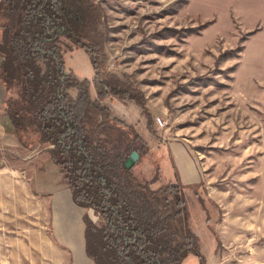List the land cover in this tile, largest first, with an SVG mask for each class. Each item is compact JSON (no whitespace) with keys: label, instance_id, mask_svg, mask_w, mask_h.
I'll return each mask as SVG.
<instances>
[{"label":"rangeland","instance_id":"obj_1","mask_svg":"<svg viewBox=\"0 0 264 264\" xmlns=\"http://www.w3.org/2000/svg\"><path fill=\"white\" fill-rule=\"evenodd\" d=\"M97 1L107 68L143 92L151 115L149 128L137 105L104 101L151 147L135 172L159 166L153 188L182 184L205 264H264V0ZM71 48L67 69L91 79L88 56ZM23 138L0 105V264H92L60 245V215L80 228V210L54 205L66 191L58 169L46 145ZM52 241L63 249L53 261Z\"/></svg>","mask_w":264,"mask_h":264},{"label":"trees","instance_id":"obj_2","mask_svg":"<svg viewBox=\"0 0 264 264\" xmlns=\"http://www.w3.org/2000/svg\"><path fill=\"white\" fill-rule=\"evenodd\" d=\"M108 32L97 0H0V105L22 143L33 135L47 146L83 209L84 251L93 264H181L189 254L205 264L182 184L153 188L159 166L151 177L135 172L151 147L104 103L137 105L150 128L143 92L107 68ZM72 46L88 56L91 79L67 69L65 49ZM134 150L139 157L128 169Z\"/></svg>","mask_w":264,"mask_h":264},{"label":"crops","instance_id":"obj_3","mask_svg":"<svg viewBox=\"0 0 264 264\" xmlns=\"http://www.w3.org/2000/svg\"><path fill=\"white\" fill-rule=\"evenodd\" d=\"M58 172H59V170H58ZM59 176H60V174H59ZM60 179H61V177H60ZM63 185L65 186V184H63ZM53 203H54V205L59 204L60 206H64L65 207L64 209H71L72 208L71 205H73L74 207H76L80 210V213H81L80 219L82 220L83 209L76 206L72 202L71 194H70V191L67 187H66V191L63 189V190L55 192ZM53 208L55 210V207H53ZM63 211L64 210H61V212H63ZM60 216H63V217L59 218V220H61L60 224L62 226V233H63L64 238H63L62 243L58 242V241L57 242L61 243L60 245L62 247L67 246L65 248H67V249L71 248V250H73V256L75 255L79 259L80 263H85V260L82 258L84 256V257H86V259H88L93 264V262L86 256L85 251H84V237H83L84 224H83V222L81 221L82 226H80V228L75 226L72 217L69 216V214L66 212V210ZM71 242L74 245V247H72ZM52 244H53V248L50 249L51 254L48 255L49 259L51 261H53V259H57L59 255L62 256V250H63L62 248H59L53 241H52ZM52 264H53V262H52Z\"/></svg>","mask_w":264,"mask_h":264},{"label":"water","instance_id":"obj_4","mask_svg":"<svg viewBox=\"0 0 264 264\" xmlns=\"http://www.w3.org/2000/svg\"><path fill=\"white\" fill-rule=\"evenodd\" d=\"M139 154L137 151H132L129 157L125 160L124 165L126 168H131L132 165L138 160Z\"/></svg>","mask_w":264,"mask_h":264},{"label":"built area","instance_id":"obj_5","mask_svg":"<svg viewBox=\"0 0 264 264\" xmlns=\"http://www.w3.org/2000/svg\"><path fill=\"white\" fill-rule=\"evenodd\" d=\"M155 119H156L157 123H158L160 126L163 125V122H162V120H161L160 117H156Z\"/></svg>","mask_w":264,"mask_h":264}]
</instances>
